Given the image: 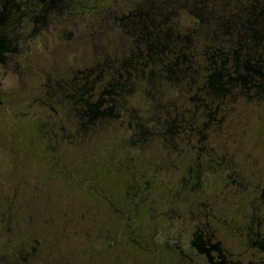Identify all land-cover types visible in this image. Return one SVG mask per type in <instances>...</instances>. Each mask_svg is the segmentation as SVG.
I'll use <instances>...</instances> for the list:
<instances>
[{"label":"flooded vegetation","instance_id":"af4514ba","mask_svg":"<svg viewBox=\"0 0 264 264\" xmlns=\"http://www.w3.org/2000/svg\"><path fill=\"white\" fill-rule=\"evenodd\" d=\"M0 0V264H264V10Z\"/></svg>","mask_w":264,"mask_h":264},{"label":"trees","instance_id":"16d2710c","mask_svg":"<svg viewBox=\"0 0 264 264\" xmlns=\"http://www.w3.org/2000/svg\"><path fill=\"white\" fill-rule=\"evenodd\" d=\"M213 4L217 9H224L230 13V16L233 17V14H246L251 7H256L258 10H264V0H213ZM262 19L264 20V14Z\"/></svg>","mask_w":264,"mask_h":264},{"label":"rangeland","instance_id":"374dc122","mask_svg":"<svg viewBox=\"0 0 264 264\" xmlns=\"http://www.w3.org/2000/svg\"><path fill=\"white\" fill-rule=\"evenodd\" d=\"M7 144H9V141L7 140V137L4 136L2 139V157H0V179L2 177V169L6 166V165H15L16 163L13 161V158L8 155V146ZM2 195V187L0 186V196Z\"/></svg>","mask_w":264,"mask_h":264}]
</instances>
